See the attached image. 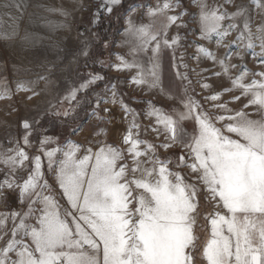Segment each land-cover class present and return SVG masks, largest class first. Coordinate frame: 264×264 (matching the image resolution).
Listing matches in <instances>:
<instances>
[{
    "label": "snow or ice",
    "instance_id": "snow-or-ice-1",
    "mask_svg": "<svg viewBox=\"0 0 264 264\" xmlns=\"http://www.w3.org/2000/svg\"><path fill=\"white\" fill-rule=\"evenodd\" d=\"M120 3L121 0H105L106 12L110 14L113 6ZM192 3L199 9V38L212 41L215 37L217 47H229L224 43L225 38L237 29V24L229 23L225 27L222 22L234 20L242 11L221 13L210 7L207 0H192ZM178 7L179 0H164L148 9L150 18L164 17L159 27L154 20L139 26L128 20L126 32L132 39L126 42H135L132 53H152L147 73L139 63H128L119 57L124 67L140 70L133 83H147L150 88L158 86L161 47L172 48L180 39L176 36L169 40L167 30L173 24L187 26L177 23L188 14L186 10L177 15L168 14ZM243 28L231 43L247 39L244 47L252 49L247 21ZM257 31L264 33V28ZM16 35L13 31L11 36L2 38ZM21 39L27 42L29 37L25 35ZM258 39L261 52H253V56L262 57L260 63L264 65V35ZM197 51L216 62L215 55L203 45H197ZM237 56L243 59L240 53ZM230 58V54L225 57ZM219 63L228 75L224 59ZM248 75L244 68L235 78L229 77L232 87L223 89V92L239 90L241 96L248 98L239 110L216 103L223 94L219 92L204 98L213 102L212 112L204 110L191 97L181 101L185 111L178 113V119L153 108L149 115L156 116L165 134V142L159 145L139 138V132L133 131L139 129L135 120L123 136L125 148L100 141L95 148H84L81 154V145L75 142H69L66 149L47 150L44 145L52 138L41 140V151L47 157L48 170L54 171L64 204L43 179L40 155L29 157L19 146L8 149L12 155L0 154V164L7 169L5 179L0 181V197L5 196L6 189L18 190L19 202L27 204L26 211L0 213V227L9 218L14 223L11 237L0 247V264H196L197 252L202 264H264V72L253 73L260 79L246 83ZM99 79L103 77L93 76L65 99L76 100L78 91ZM201 87L210 89L211 85L205 83ZM18 88L29 90L23 84ZM241 96H233L230 102ZM112 102L116 103L115 92ZM120 103L125 112L131 111L123 101ZM251 106L255 107L258 118H252L253 113L244 110ZM63 115L69 113L65 111ZM188 119L194 121L191 134L181 126ZM23 127L30 130L31 126L25 121ZM152 131L159 137L160 129L154 127ZM101 134L106 133L103 130L95 133ZM23 139L28 145V135ZM175 145L182 148L174 164L177 170L171 167V158H161L157 151L158 148L167 151ZM57 153L62 154L59 160L54 159ZM25 161H30L33 167L20 183L15 173L24 167ZM182 169H188L191 180ZM44 190L49 194H44ZM201 195L205 203L211 204L212 211L204 213L208 232L203 243L198 244L200 238L195 226ZM4 235H0V240Z\"/></svg>",
    "mask_w": 264,
    "mask_h": 264
},
{
    "label": "rangeland",
    "instance_id": "rangeland-1",
    "mask_svg": "<svg viewBox=\"0 0 264 264\" xmlns=\"http://www.w3.org/2000/svg\"><path fill=\"white\" fill-rule=\"evenodd\" d=\"M163 2L164 0H121L109 14L105 10V0H0V154L12 155L14 153L8 152V149L19 146L29 157L40 155L43 179L48 181L61 204L64 201L59 195L54 171L48 170L47 157L41 151V140L52 138L44 145L47 150L66 149L69 142H75L81 145V154L84 148H95L100 141L125 148L127 146L122 143L123 136L135 120L139 129L133 131L139 132V138L159 145L165 142V134L163 126L157 124L156 116L149 115L153 108L178 119V113L185 111L181 101L191 97L199 101L204 110L212 112L213 102L204 98L219 92L223 94L216 103H225L229 108L239 110L248 102V98L241 96L239 90L223 92V89L232 87L229 77L235 78L246 68L249 75L245 82L248 83L252 79H260L259 76H253V73L264 72V65L260 63L262 57L253 56V52H261L258 37L264 33L257 29L264 28V0H207L210 7L217 8L221 13H243L234 20L225 19L222 22L225 27L229 23L237 24V29L225 38L224 43L229 45L227 48L217 47L215 37L212 41L201 40L199 9L193 5L192 0H179L180 7L168 14L177 15L186 10L188 14L177 23L187 26L177 27L173 24L167 30L169 40L176 36L180 39L178 45L172 48L161 47L158 86L150 88L147 83H133V77L140 70L124 67L119 57H123L128 63H139L147 73L152 53H132L135 42H126L132 39L126 32L128 20L131 19L137 26L154 20L159 27L164 17L150 18L147 12L149 8H155L158 3ZM5 3L11 6L5 8ZM245 21L252 33V49L244 47L247 39L231 43L240 31H244ZM13 31L17 33L16 36L2 38L4 35L11 36ZM25 35L29 37L27 42L21 39ZM245 36L247 37V32ZM197 45H203L211 51L216 62L198 53ZM229 54L231 58L225 59ZM221 59H224L229 68L228 75L224 74L219 63ZM233 64L238 67L232 68ZM93 76L103 79L78 91L76 100L65 99L73 89H79L81 84ZM205 83L211 85V88H202L201 85ZM20 84L29 90H19ZM113 92L116 103L112 102ZM233 96L241 98L230 102ZM120 101L131 111L125 112ZM105 108L109 111L105 112ZM244 110L253 113L252 118H258L254 106ZM65 111L69 113L68 116L63 115ZM57 112L61 115H56ZM25 121L30 124V130L24 129ZM181 126L191 134L194 121L184 120ZM154 127L160 129L159 137L152 131ZM101 130L106 134L95 135ZM25 135H28V145L24 144ZM157 151L161 158H171V167L177 170L174 164L176 157L182 152L180 145L167 151L158 148ZM61 158L62 154L57 153L54 159ZM32 167L30 161H25L24 167L18 168L15 173L17 182L22 183ZM6 171L5 166L0 164V181L5 179ZM180 171L191 180V176L187 175L188 169ZM44 194H49L48 190H44ZM26 210L27 204L19 202L18 190L6 189L5 196L0 197V213ZM199 211L195 231L200 238L198 244H202L208 232L204 213L212 211L211 204L205 203L202 195ZM16 223H19V219ZM13 227L11 218L7 219L4 226L0 227V235L7 233L4 239H9ZM196 264H202L199 252L196 253Z\"/></svg>",
    "mask_w": 264,
    "mask_h": 264
},
{
    "label": "crops",
    "instance_id": "crops-1",
    "mask_svg": "<svg viewBox=\"0 0 264 264\" xmlns=\"http://www.w3.org/2000/svg\"><path fill=\"white\" fill-rule=\"evenodd\" d=\"M7 239H8V238H7ZM7 239H3V240L0 241V247H3V246H4V244H5V242L7 241Z\"/></svg>",
    "mask_w": 264,
    "mask_h": 264
},
{
    "label": "bare ground",
    "instance_id": "bare-ground-1",
    "mask_svg": "<svg viewBox=\"0 0 264 264\" xmlns=\"http://www.w3.org/2000/svg\"><path fill=\"white\" fill-rule=\"evenodd\" d=\"M17 1V0H16Z\"/></svg>",
    "mask_w": 264,
    "mask_h": 264
}]
</instances>
